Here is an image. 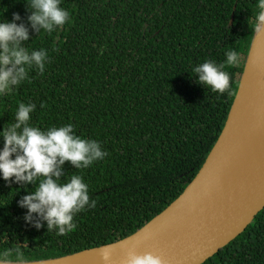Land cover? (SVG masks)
Returning <instances> with one entry per match:
<instances>
[{
  "label": "trees",
  "instance_id": "16d2710c",
  "mask_svg": "<svg viewBox=\"0 0 264 264\" xmlns=\"http://www.w3.org/2000/svg\"><path fill=\"white\" fill-rule=\"evenodd\" d=\"M257 0H62L70 22L35 33L29 50L48 51L44 73L0 97V132L15 122L19 103L36 110L30 123L47 130L71 123L77 136L99 142L108 155L81 175L95 208L76 214L64 236L24 222L19 200L35 185L0 178V252L20 247L30 260L58 259L123 240L178 199L217 143L236 98L257 32ZM25 0H0V21ZM233 23L231 25V21ZM30 28V25H29ZM226 66L224 93L196 83L191 69L205 60ZM0 140V148H3ZM204 264H264V209L247 229Z\"/></svg>",
  "mask_w": 264,
  "mask_h": 264
},
{
  "label": "clouds",
  "instance_id": "9594fccd",
  "mask_svg": "<svg viewBox=\"0 0 264 264\" xmlns=\"http://www.w3.org/2000/svg\"><path fill=\"white\" fill-rule=\"evenodd\" d=\"M27 23L19 13L12 20L0 21V97L13 92L14 88L29 79V71L37 69L42 75L49 60L46 49L29 50L25 42L32 32L53 33L70 22V13L61 7L62 0H25ZM257 12L253 30L264 32V0H257ZM30 25V28H29ZM226 61L217 63L208 59L191 69L196 83L213 92L224 93L230 88V75L226 66L239 64L240 55L235 50L225 53ZM34 103H19L15 122L0 132L3 148H0V178L21 185H35L18 202L26 209L23 216L26 224L36 230L47 225L48 232L56 231L64 236L76 229L74 217L86 208H95L90 200L89 187L81 175H72L67 180L64 165L70 162L75 169H87L108 153L99 142L77 136L74 126H52L43 130L33 126L31 114ZM103 264H111L112 254L108 248L101 249ZM0 264H34L20 247L7 248L0 252ZM127 264H164L163 258L152 253L138 255L129 252Z\"/></svg>",
  "mask_w": 264,
  "mask_h": 264
},
{
  "label": "water",
  "instance_id": "95a60500",
  "mask_svg": "<svg viewBox=\"0 0 264 264\" xmlns=\"http://www.w3.org/2000/svg\"><path fill=\"white\" fill-rule=\"evenodd\" d=\"M233 20L231 21V25ZM264 209V32L256 33L225 127L195 179L167 209L133 235L34 264H127L129 252L164 264H204Z\"/></svg>",
  "mask_w": 264,
  "mask_h": 264
},
{
  "label": "bare ground",
  "instance_id": "6f19581e",
  "mask_svg": "<svg viewBox=\"0 0 264 264\" xmlns=\"http://www.w3.org/2000/svg\"><path fill=\"white\" fill-rule=\"evenodd\" d=\"M238 238V237H237ZM225 248V247H224Z\"/></svg>",
  "mask_w": 264,
  "mask_h": 264
}]
</instances>
